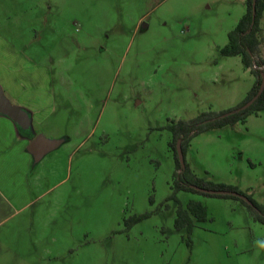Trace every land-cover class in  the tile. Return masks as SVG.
Returning <instances> with one entry per match:
<instances>
[{
	"label": "rangeland",
	"instance_id": "1",
	"mask_svg": "<svg viewBox=\"0 0 264 264\" xmlns=\"http://www.w3.org/2000/svg\"><path fill=\"white\" fill-rule=\"evenodd\" d=\"M246 12V0H0L3 48L53 65L51 114L22 132L63 140L26 184L21 156L0 154V264H264V225L240 200L179 192L208 209L191 244L170 200L169 126L233 109L255 85L221 55ZM260 28L264 59V14ZM185 161L264 205V111L195 137Z\"/></svg>",
	"mask_w": 264,
	"mask_h": 264
},
{
	"label": "trees",
	"instance_id": "2",
	"mask_svg": "<svg viewBox=\"0 0 264 264\" xmlns=\"http://www.w3.org/2000/svg\"><path fill=\"white\" fill-rule=\"evenodd\" d=\"M252 4L253 0H246V14L242 17L237 27L228 34V44L221 49V55L224 57H241L244 67L250 70L252 75L256 78L255 85L250 91L246 100L239 106L225 112H206L193 120L179 121L169 126V130L173 136L170 146L175 153L176 162V171L174 174L172 187L173 195L171 196L170 200L176 201L178 204L176 212L177 216L175 219V229L177 231L187 232V235L185 236L186 238H184L187 239L186 241L189 244H191V237L195 228L197 227V223L208 220V209L202 202L196 200H190L187 204L183 205L177 199V194L179 192H191L207 197H223L240 200L249 209L254 220L264 225V205L259 204L251 196L244 194L234 186L215 184L199 179L193 173L187 163L186 169L181 167L177 154V144L179 141H181V146L186 158L187 150L191 141L195 137L212 130L222 129L225 127H234L238 123H245L249 116L264 111V91L258 96L264 80V59L258 57L261 46L259 34L261 32L260 23L264 14V0H257V14L254 25L252 24ZM256 97L257 99L249 108L242 110L244 105ZM192 186H197L207 190H226L238 192L247 196L253 203V206H249L245 201L234 196H216L205 194L193 189ZM151 216V213H146L141 216H134L126 222V227L128 230H130L134 225L150 218Z\"/></svg>",
	"mask_w": 264,
	"mask_h": 264
},
{
	"label": "crops",
	"instance_id": "3",
	"mask_svg": "<svg viewBox=\"0 0 264 264\" xmlns=\"http://www.w3.org/2000/svg\"><path fill=\"white\" fill-rule=\"evenodd\" d=\"M2 41L0 38V83L7 96L18 101L21 108H25V110L37 109L33 112L30 111L32 122H35L37 116L38 121L42 122L44 119L42 117L45 115L46 118L48 114L50 115L49 109L53 108V102L50 99L53 65L43 66L40 63L32 65V61L27 64L26 59L30 60L29 58H22L21 51L11 44H7L8 47L3 48ZM40 92L41 98L36 100L35 96ZM0 125V154L6 156L15 153V155L21 156V169L17 171L19 180H24L26 184L29 181V172L33 169V165L35 166L33 156L28 152V146L34 137L29 138L24 135L17 125L7 117L0 116Z\"/></svg>",
	"mask_w": 264,
	"mask_h": 264
},
{
	"label": "water",
	"instance_id": "4",
	"mask_svg": "<svg viewBox=\"0 0 264 264\" xmlns=\"http://www.w3.org/2000/svg\"><path fill=\"white\" fill-rule=\"evenodd\" d=\"M256 4L257 0H253L252 4V24L254 25L256 20ZM264 91V80L261 85L259 95L262 94ZM257 96V97H258ZM254 98L246 105L242 107V110L249 108L257 99ZM0 116H4L12 120L15 125L21 131H29L32 127V117L28 111L25 109L13 105L9 99L5 96L3 88L0 86ZM225 117V116H223ZM63 144V140H49L43 135H36L30 142L28 146V152L33 156L34 163L40 162L47 154L53 152L54 150L58 149ZM177 154L183 169H186V161L185 155L181 146V141L177 144ZM193 189L198 190L205 194L216 195V196H234L243 201H245L249 206H253V203L249 200V198L245 195H242L238 192L234 191H226V190H207L202 189L197 186H192Z\"/></svg>",
	"mask_w": 264,
	"mask_h": 264
},
{
	"label": "flooded vegetation",
	"instance_id": "5",
	"mask_svg": "<svg viewBox=\"0 0 264 264\" xmlns=\"http://www.w3.org/2000/svg\"><path fill=\"white\" fill-rule=\"evenodd\" d=\"M24 134V133H23Z\"/></svg>",
	"mask_w": 264,
	"mask_h": 264
}]
</instances>
